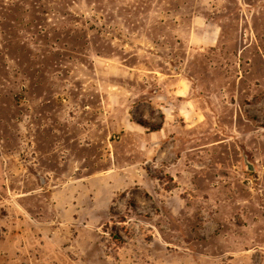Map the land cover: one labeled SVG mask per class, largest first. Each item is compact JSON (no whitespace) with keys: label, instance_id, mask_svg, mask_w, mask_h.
<instances>
[{"label":"rangeland","instance_id":"rangeland-1","mask_svg":"<svg viewBox=\"0 0 264 264\" xmlns=\"http://www.w3.org/2000/svg\"><path fill=\"white\" fill-rule=\"evenodd\" d=\"M0 264H264V0H0Z\"/></svg>","mask_w":264,"mask_h":264},{"label":"trees","instance_id":"trees-1","mask_svg":"<svg viewBox=\"0 0 264 264\" xmlns=\"http://www.w3.org/2000/svg\"><path fill=\"white\" fill-rule=\"evenodd\" d=\"M143 124L145 125L146 123H143ZM146 126H149V125H146ZM149 128L154 131V130L160 129L161 125L160 126H150Z\"/></svg>","mask_w":264,"mask_h":264}]
</instances>
